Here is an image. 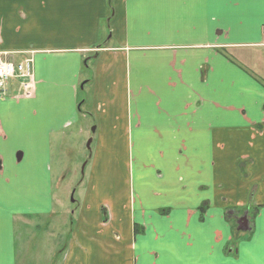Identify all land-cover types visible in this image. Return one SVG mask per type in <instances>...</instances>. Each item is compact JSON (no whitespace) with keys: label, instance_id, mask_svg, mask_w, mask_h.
Returning <instances> with one entry per match:
<instances>
[{"label":"crops","instance_id":"1","mask_svg":"<svg viewBox=\"0 0 264 264\" xmlns=\"http://www.w3.org/2000/svg\"><path fill=\"white\" fill-rule=\"evenodd\" d=\"M0 52L35 76L0 94V264H264V0H0ZM76 131L90 172L48 249Z\"/></svg>","mask_w":264,"mask_h":264},{"label":"rangeland","instance_id":"2","mask_svg":"<svg viewBox=\"0 0 264 264\" xmlns=\"http://www.w3.org/2000/svg\"><path fill=\"white\" fill-rule=\"evenodd\" d=\"M84 66H89V64L87 65V61H85ZM86 72L88 73V70H86ZM73 129L75 130L76 127ZM89 133H91L90 130H88V134ZM88 134L79 135L77 131L76 134L69 133L68 138H65V143L67 144L66 150L60 151L58 150L59 147L55 148L52 161V177L54 181L53 192L54 197L60 200V203L56 205V217L53 220L35 217L33 220V222L36 220L35 225L38 224V229L40 225L41 230H39V234L41 237L44 236L46 230L48 232H53V234H51L52 236L47 233L48 249L55 244L57 245V250L61 249L62 242L64 241V228L68 224V217L73 209L76 208V203L79 202L82 197L84 184H86L90 172V160L92 159V136H88ZM59 142L57 144H59ZM74 201H76V203H74ZM32 229L35 230L36 228L32 226ZM31 246H33V249H36L35 255L34 252L32 254V258L34 257L32 261L41 260L38 255L39 243L37 237L35 240H32Z\"/></svg>","mask_w":264,"mask_h":264},{"label":"built area","instance_id":"3","mask_svg":"<svg viewBox=\"0 0 264 264\" xmlns=\"http://www.w3.org/2000/svg\"><path fill=\"white\" fill-rule=\"evenodd\" d=\"M10 52H0V94L4 95L7 84L15 79L20 86V94L29 96L35 90L33 52H28L21 61L9 58Z\"/></svg>","mask_w":264,"mask_h":264},{"label":"water","instance_id":"4","mask_svg":"<svg viewBox=\"0 0 264 264\" xmlns=\"http://www.w3.org/2000/svg\"><path fill=\"white\" fill-rule=\"evenodd\" d=\"M84 84H85V83H83V84L81 85V87H82V88H83ZM240 226H241V223H240ZM240 228H242V227H240ZM243 229H246V230H247V229H248V227H247V226H245V228H243Z\"/></svg>","mask_w":264,"mask_h":264}]
</instances>
